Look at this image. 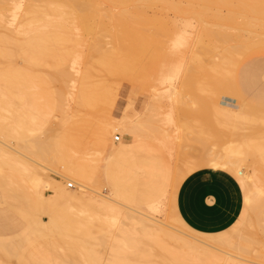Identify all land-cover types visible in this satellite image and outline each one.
I'll return each mask as SVG.
<instances>
[{"label":"rangeland","instance_id":"rangeland-1","mask_svg":"<svg viewBox=\"0 0 264 264\" xmlns=\"http://www.w3.org/2000/svg\"><path fill=\"white\" fill-rule=\"evenodd\" d=\"M105 1H103V3H104L103 7L104 8H105V6H107L108 8L112 9L111 7H113V5H115L114 2L116 3L117 1L120 2L119 4H121V3L124 4L123 8H125V6L128 5V7L126 6L127 8H125L126 9L125 10L122 8L121 5H120L121 7L119 6L120 7L119 8L118 7L119 4L116 3V6H117L116 9L117 10L113 7L115 13L113 12V9H112V13H111L114 15L116 14L117 18H120V20L122 18V20L124 19L123 20L124 22L126 20L127 21L125 23L123 21H121L120 23H114L115 18H116L115 17L114 21L111 20V21H113L112 24L114 23V24H119V25H114V24L112 25L109 23L110 17H108V19L106 17V20H109V22L105 21L106 23L102 27H99V26L97 27V25H95V28H94V25L91 24V25H93L92 28H94V30L91 29V26L89 24L88 27H90V29L88 31V29H87L88 27L85 28V26L87 24H85V26L82 27V24H84L85 22L83 20H80L81 18L77 17L78 15H74L72 17V19L75 20V18H76L77 20L76 21L73 20V23H71V24H69V26L67 25V27H65L66 29L65 28L62 29L63 33H66V35L69 34L68 39L73 40L72 44L70 43L71 40L69 41L66 39L65 42H63L64 45H62V43H59L60 46H59V44L57 46V48H59V49L56 48V50H59L60 51L59 53H61L65 58L67 57L66 59L64 58V62H67V63L61 62V64L64 63L66 65H64V64L60 65L61 68L65 67V69H62V70L65 71L64 73L66 75H64V76H66V77L65 78L58 77L59 76V74H57L58 70L61 69V68H59V63H58V62H60V60L56 61L55 67H57V68L53 67L56 70L58 69L57 73H55L56 75L52 74L53 72H56V70H54L52 68L51 69L50 68H48V69L44 68V71L42 70L43 72L42 73L40 72L38 77H36V76L35 77L33 76L34 78L30 77V79L33 80V82L35 84H36V82L40 83V84L38 83V85L36 84V86H39L41 88V92L44 93V96H46L50 99L55 98V99H53V103L59 102V103H56V106L54 104V109H53L54 112L53 113H51L50 115L48 114L47 116H45V115L43 116L42 114H44V113L43 112L41 113V111H38L41 109H39V108L34 109V108H37L39 106V103H35V105H34L31 101V100H33L32 97L34 95H32L31 93H30L31 94L30 95L29 93L23 94V92H19V91H15V90L14 91L9 90L0 81V124H3L5 129H6L5 134H4V136L6 138L5 142L7 141L10 146L19 150L20 149L19 147H24L25 145L27 146V144H29L28 142L29 141L31 142L30 139H35V136H37V135H35L34 138L33 137L31 138V136L34 135V134L33 135L31 134V136H29L30 137L29 139L28 138L24 139L21 136H19V137L17 136L16 132L18 130L20 113L23 111L26 114L30 115L31 118L38 116V117H41L40 119L43 121H45V119H43L42 117H44L46 119H47V117H49L48 118V120H49L48 125L52 126L51 127L52 128V134L56 133L54 130H58V129H59V131H58L59 134L65 135L70 130H73V132H74V130L76 131L77 129L81 128V132H83V133L80 134L81 135L80 137H82L80 139V141L85 143V146H87L89 144L90 145L92 144V146H87L86 147L87 149L85 147H83L84 149H86V151L84 149L79 150V149L73 148V151H71V154L74 153L73 154L74 156L75 155L76 156H82V153L84 152L83 156H86L85 154L87 153V150L90 149L87 153L88 154L87 156L89 157V158L87 157V160H90L91 162L88 161L90 164L88 162H86V163H88V165L90 167L93 164H94V166L96 165L97 169L93 166L91 167V169L94 168L95 170L99 169L101 171H97L99 173L96 174L95 173L96 171H94V169L91 171L89 170L90 176L92 175L93 177H90L91 182L89 181L88 183H90V184L92 183V184H91V186H89V184H88V186L91 187L90 188L91 190L93 189L92 190L93 194L96 193V194H100L103 196H110L111 186H110V184H108L109 182H107L106 176L104 175V172L101 169V166L103 165V161H102L103 159L102 158L105 155L107 157V154L110 153L109 149L111 148L110 147L111 145L119 148L121 143L124 141V136L122 133H119V132H114V134L111 135V133L109 131H107L106 129L107 128H108V130L110 129L109 128L110 123H115L114 119L117 120L118 118H120L122 116H127V117L129 116L131 119H143L144 118L146 121V122L143 121V122H145L144 123L145 127L146 128L149 127L151 131L146 129L143 126L141 128V132L138 133L136 136V139L134 142V146H135L134 152L126 155V157L128 159H129V157L132 160L134 159V161H133L134 167L132 169V173L129 174L128 179H132L131 187H132L133 197H134L135 202L134 201H126V200L122 201V200H120V201H118V205L125 203V204H122L125 207H124V209H123V207H120V206L119 207L122 208L124 211H126V210L129 211L128 209H130V210L132 209L133 210L132 213L138 211L137 213H133L135 215L140 213V212L145 213L146 215H153L154 214L151 217H153V218L155 217L159 220V222H162L164 224L163 227L167 231L175 232V228H173V227H177V229H176L177 232H175V233H179V235L184 234L183 238H185L187 236L189 238V240L190 239H191V241L194 240L198 244H199L198 241H200V244L203 243V246H204V243H205V245L207 244L209 247L211 246L210 244H212L213 246H211L210 248H214L216 245L218 247V249L215 250L217 248V247H215L214 249H212L214 251H218V252L219 251L220 252L225 251V252H230V253H236L238 249L235 251V248L237 246H239L238 244H241L242 247L241 246L240 247L243 248L244 250L246 247L251 249V247H248V246L245 247L244 244H246V241L242 240V239H240V241L241 240L243 242L245 241L244 244H243V242H240L239 240L236 241V238L232 239V243L237 242L236 244H233V246H236V245L237 246L234 248V250H232L229 248V246L232 247V244L231 245H225V244L220 243V245H219L218 241H217L218 243H216L215 239H217L218 237L216 238L214 234L213 235L215 238L212 237L211 234L210 235L204 234V236H209V238L207 239L204 236L202 237L201 236L202 234H200L197 231H194L191 228L187 227L189 229V231H188V229H185L186 226L184 225V221L180 217V215L178 214V211H177V195H178L179 188H180L181 184L183 183V181L189 175L195 173L196 171H198L200 169H204V168L213 169L212 168L213 164L216 163L217 164V168H216L217 170L226 171L224 169L226 166L225 165L223 166V164H222L224 162V159L222 160L221 157L225 156L224 154L227 152L231 154V152L235 151L238 147L239 148L243 147V146H237V148H234V147H236V143L239 145H241V143H238L239 141L233 140L234 138L231 134L232 132H237L238 134L242 133L243 135L248 134L247 137L250 136L249 138L257 139V141L261 138L260 135H261V131L263 132V128H262L263 124L260 125L259 124L260 122H258V123H256V122H254V123H239V124H243V126H244V127L243 126L240 127L241 133H239L238 132L239 130L237 128L238 126H233L234 128L232 126H230V128H229L228 125L225 126V125L221 124L220 122H218L219 120H218V118H216L217 116L211 107V103H212V101H215L217 103L227 102L228 99L225 100V98L228 97V98L233 99V101L231 102L233 105H236V106L242 105V103L237 100V96L235 94H233V95H235V96H233L232 94L219 93V92H217L218 91L217 88H215V87H217V82H214V81H217L216 71H217V68H220L221 61H222V58L224 56L223 55L224 49H223V46H221V44L219 42H217L218 41L217 35H218L219 30H222V31L231 30V29H229V26H230V24H233L234 22L232 23V21H231L228 25L227 24L228 20H226L227 17H232L233 19L235 18L236 21H243L245 19L246 20L250 19L251 24L253 26H257L256 23H259L261 20V19L259 20V18L260 17L264 18V13H263L264 11L260 10L262 7H260V8L258 7V5L260 6V4H258L256 0H251V1L246 0L245 1L246 4L242 0H240V1L239 0H231L230 2H229V0L228 1L227 0H212V2L214 1L215 4L209 2V0H202V1L200 0V2H202V3H199V1L197 3L196 0H192L194 2H192L190 0L189 1L188 0H184V1L178 0V2H177V0H173V1L171 0V2H173V3H170V0H169V2H168V0H167V2L165 0H161V1H163V3L160 0H153V1L142 0L144 2L148 1L149 4L144 3L141 0H131V1L122 0L125 3L121 2L120 0H116V1L112 0V2H110L112 5L108 4L109 3L108 1H110V0H107V3H105ZM139 1L141 3H139ZM187 1H188V3H187ZM237 1L240 3H238ZM134 2L135 3L137 2V3L134 4ZM189 2L191 4H189ZM227 2H228V5H226ZM252 2H253V4H252ZM129 3H130V6H129ZM167 3L172 4L173 6L176 3L177 4L173 7L174 8L173 9L171 7L172 5L169 6V4H167ZM192 3L195 4V6ZM196 3H197V5H201L203 8H200L201 6H196ZM208 3H210V5H208ZM234 3H235V5H234ZM143 4H144V6L147 5L149 8L144 7ZM179 4L182 5L181 7H183V8L179 7V9L181 8V10L178 9ZM231 4H232V6H231ZM189 5H190V7H189ZM246 5L248 6L247 7L248 12L245 11ZM132 6L133 7L134 6L135 7L143 6L141 8L144 9L145 11H143L140 8L141 11L138 13L137 10L139 9V7H138V9H136V8L132 9ZM153 6L154 7L160 6V8L156 7L155 8L156 10H153L154 9ZM192 6L196 7V9L193 8ZM205 6H207V7H205ZM107 7L105 9L106 12L111 11ZM197 7H199V8H197ZM227 7H228V10H229V7L234 8V10L230 9L228 11ZM235 7H236V9H235ZM204 8L207 9L206 12H204L205 10L203 11ZM211 8L212 9L215 8V10L212 11ZM252 8H253V10H252ZM107 10H109V11H107ZM123 10H125L127 13H125ZM131 10L134 11L133 12L134 14H132ZM257 10H260L263 15H259L258 14L259 11H257ZM117 11H119V14ZM120 11H123V13H124V15L122 14L123 17L121 16ZM230 11H234V13H232ZM136 12H137V14H136ZM142 12H144V13H142ZM129 13H131L133 15L132 17H135V18L134 19L132 17L129 18ZM235 13H237V14H235ZM255 13H256V15H255ZM108 14H110V12ZM111 14H110V16H111ZM126 14H128V16H125ZM131 14H130V16H131ZM218 14H219V16H218ZM118 16H121V17H118ZM128 18H129V20H128ZM136 18H138V19H136ZM254 18H258V22L256 20H254ZM78 19L80 20V22ZM81 21H83V22L81 23ZM129 21L130 22L134 21V22L131 23L132 24L131 25V24H129L130 23ZM135 21L137 24L135 23ZM121 23H122V26L120 28ZM261 23H264V22L261 21ZM109 24L112 25V27ZM134 24H136V25H134ZM106 25L110 26L111 28L106 26ZM123 25L127 26L126 28H128V29L126 30L124 28L125 26L123 27ZM113 26H116V28H118L117 26H119V30L122 28H123V30L119 31L118 29L114 28ZM83 28H85L86 30H84ZM97 28L102 30L101 34L98 32L100 30ZM104 28H108L109 31H107L108 29L103 30ZM96 29H97V31H96ZM115 29H116V32H115L116 34L114 33ZM110 31H113L112 36L117 35V38L112 37L111 35H108V34H110ZM118 31L121 34L120 36L117 33ZM199 31H201L200 35H199ZM124 33H126V34H124ZM123 34H124V36L127 35L128 37L127 36L124 37ZM184 35L186 36V38ZM182 36H183V38H182ZM199 36H200V38H199ZM187 37H188V39H187ZM113 38H115V39H113ZM117 39H120L119 42L121 44L119 42H117L120 46L123 45L124 47H126V48L121 47L122 50L126 49V51L123 50V52L125 51L124 53H121L122 52L121 51L120 54H118L119 53L118 50H120L119 47H117L118 53L115 51L117 49V48H115V46H117V43H116ZM179 39H181V40H179ZM186 39H187V42H186ZM212 39H214V42ZM175 41H176V43H175ZM181 41H183V42H181ZM195 41H196V43H195ZM203 42H204V44H203ZM207 43H208V46H206ZM129 44L131 46H128ZM195 45H196V47H195ZM218 45H220V46H218ZM188 46H190V47H188ZM61 48H62V50L66 49V51L63 50L64 51L63 52L61 50ZM112 48H113V52H112ZM96 50H99V51L101 50V54L98 52L100 57L95 52ZM102 50L105 52L104 56H109L110 52H111V54L114 55V57L116 56V58H114L113 55H110L109 57L112 56V58L110 59L108 57L110 59V61H107V62L113 61V58L117 59L118 55H120V58L117 59V61H116L117 63L114 60L116 66L120 63L118 60H120L121 57L123 56V54H125V56H123L121 59V62H123V63L120 64L121 66L120 65H119V67L117 66V68H119V69L116 68L117 69L116 71H118L119 76H118V74L115 76L116 73H114V72H112L114 74L110 73V71H107L105 73L103 72V70H102L103 65L107 64V62L104 63L106 61L105 58L106 59H108V58L104 57L102 55L103 54ZM107 50H110V52L108 51L109 55L107 53ZM220 50H222V51H220ZM70 51H74V52L70 53ZM127 51H128V54H127ZM132 51H134V52H132ZM67 52L70 54L74 53V55L76 56L75 59L81 60V64H79L80 69H81L79 72L80 74L79 73L76 74L77 72L75 73L74 72L75 70L73 68H72L73 72H72V70L71 71L69 70L70 68H67V66L69 64H72L71 62L75 63L74 61H76V60H74L75 56L74 57H72V56L68 57L69 54ZM115 52L117 55L114 54ZM130 53H132V54H130ZM67 54H68V56H67ZM93 54H95V55L97 54V55L93 56ZM214 54H215V58H217L218 56H219V58L214 59ZM86 55L88 57H85ZM249 55L250 56H246L245 58L241 59L239 65H237V66H230L229 65L231 68V69L229 68V72L236 75V77H237V80L235 82H233L236 90L239 91V93L245 97L246 101H248L250 103H252V102L254 103V101L259 100L260 99L259 97L264 94V51L262 50V51L252 52ZM89 57L90 58H92V57L98 58L99 57L101 59L98 58V60L96 61V59L91 60ZM102 57H104V58H102ZM196 57H197V59H196ZM69 59L72 61H70ZM84 59H87V62H85ZM90 60L95 61L97 66H95L96 64L93 65L94 63L91 62ZM102 60H104V62H103L102 68H101L102 62H100V61H102ZM125 61H127V62H125ZM19 62H20L21 66L24 65V62H22V60H19ZM83 62L86 63L87 65L89 64L90 68L88 69V71L93 66L96 69H94V68H92V69L94 71L97 70V72L95 71L93 74H91V73L89 74V72L86 69L85 71L88 72L89 75L86 72H85L86 75H84V74L82 75L81 72L84 73L83 70L85 69L84 67H81L82 65L85 66L83 64ZM89 62H91L92 65ZM98 63L100 64L99 66L101 69L99 68ZM87 65L85 66L86 68H87ZM110 65L111 64H107V65H104V67L106 68V66H110ZM112 65H114V63ZM112 65L110 67H113ZM249 65L254 66L257 69V74H256L257 77L254 79H252L251 77H249L247 79H243L244 78L243 77V70L246 66H249ZM181 66H182V73L179 74ZM188 66H189V68H188ZM69 67H71V66L69 65ZM66 68H67V70H66ZM105 68H104V70H105ZM99 69H100V72L98 71ZM230 70H232V71H230ZM67 71H68V73H66ZM225 71H227V66L225 68ZM59 72H61V70ZM70 73H72V74H70ZM73 73H75L79 77L78 78L74 77ZM106 73H110V76H109V74L107 76ZM227 73H228V71H227ZM61 74L63 76V73H61ZM81 75H82V77H80ZM113 75H114V77H113ZM67 76H71V77H67ZM71 81H74V83H72ZM200 82H202V83H200ZM75 84H76V86H75ZM171 86H173V87H171ZM171 88H173V90H171ZM168 89L171 90L167 94V96L169 98L167 96L164 97L165 100H162L163 102L161 101V103H157L158 104L157 105L156 100H154L155 98L154 97L152 98V96H154L156 94L157 90L166 92ZM80 90L81 91L83 90V92H85L84 93L85 95H81L82 93ZM79 91L81 93V94H79V95H81L80 97H79V95L77 96V94H76V93H79ZM173 93H174V96H173ZM239 93H237V94H239ZM103 94L106 96H104ZM169 94H171L172 97ZM177 94H179V95H177ZM86 95H89V96L86 97ZM39 96H40V93H38V95H37V97H38L37 99H40V102L43 101L42 99H44V100L46 99L43 96H42L43 98L42 97L40 98ZM83 96H85V97H83ZM100 96L102 98H104V97H106V98H104V100H103V99H101ZM30 97H31V100H29ZM77 97H79L81 99L80 100L78 98L80 100V102L78 101ZM98 97L100 100L97 99ZM58 98H59V100H58ZM55 100H57V101H55ZM84 100H85V103L89 102L90 104L88 105V103H87L85 105ZM88 100H90V101H88ZM105 100H108V101H105ZM29 101H30V103H29ZM91 101H93V102L91 103ZM94 102L96 103V105L94 104ZM107 102H109L110 105H107L106 104ZM152 102H154L155 105L158 106V107L157 106L156 107L159 110L156 109L155 105L152 104ZM31 104L34 107H32ZM57 104H59V105H57ZM92 104H94L95 108L92 107L93 106ZM97 104H98V106H97ZM112 104H114V105L112 106ZM161 104H162V106H161ZM153 105H154V107H153ZM62 106H63V108H62ZM100 106L102 107V109L106 107L105 109L108 108V110L103 111V110H101V108H99ZM111 106H112V108H111ZM58 107H59V109L62 108V110H59V109L57 110ZM151 107H153V108L151 109ZM202 107L206 108V109H202ZM257 107H258V109L262 110V108L260 106H257ZM78 108H80V109H78ZM97 108L100 109L101 111L98 110ZM208 109H210V110H208ZM42 111H43V109H42ZM99 111L101 112V115L98 116ZM149 111H152V112L154 111V112L152 113ZM31 112L34 114L36 113V114L33 116V115H31L32 114ZM37 112L38 113L40 112L41 114L39 113V115H37L38 114ZM64 112H66V114H65L66 116H68L70 113H72V114L75 113V115L77 117H75V115L72 116V114H71V117L66 118L69 121H67L65 119L67 122L65 123V125L63 124V126H62V122H65L63 120L64 118L62 117L64 115ZM106 112H110V113H107V115L111 114V116H109V117L110 118L113 117V118L110 119L107 115L105 116ZM206 112H209V113H206ZM151 113H152V115H151ZM167 113H170L172 115V117L170 115L168 118L171 121V122L169 121L170 123L168 122V119L166 118ZM213 113H214V115H213ZM156 114L158 117L156 116ZM158 114H160V115H158ZM259 114H260V112H258V115ZM148 116H153L154 118L148 117ZM71 118H74V119L70 120ZM172 118H173V121H172ZM40 119L37 117L34 120L32 119V121H34L33 122L34 124L32 127L34 130H37V128L39 129V127H38V126H40L39 122L42 123V121ZM152 119H153V122H152ZM103 120L105 122H107L109 120V122H107V124H104ZM216 120H218V121H216ZM203 121H205V122H203ZM35 123H37V124H35ZM146 124L148 126H146ZM256 124H258V126H256ZM34 125H36V126H34ZM104 125H107L108 127L107 126L104 127ZM248 125L250 127L245 128V126H248ZM251 125H252V127H251ZM259 126H261V128ZM61 127H62V129H61ZM257 127H258V129L259 128L260 129L258 130ZM60 129H61V131H60ZM156 129H158V130H156ZM256 129H257V131H256ZM34 130H33V133H36ZM162 130L163 131L165 130V132H163ZM42 131H41V129H40V131H38V135H41L40 138H43V139H44V137L47 138L48 136L45 135L44 131L42 133ZM249 131H250V133L251 132L252 133L250 134ZM58 132H57V134H58ZM220 132L222 134H220ZM159 133H161V134H159ZM57 134H55V136ZM213 134H215V135H213ZM114 135H116L117 137L120 136L119 142H116L114 140ZM217 135L218 136L220 135L221 137L220 136L218 137ZM222 135H224V137ZM216 136H217V138H215ZM36 138H38V137H36ZM45 140L47 141L48 139H44L43 141H45ZM229 141H231V142H229ZM31 144H32V142H31ZM102 144H103V146H102ZM232 146H233V148H232ZM21 150H19V151H21ZM78 151L81 153H79ZM91 152H93V153H91ZM89 154H91V155H89ZM203 155H205L204 156L205 158L203 157ZM91 156H93V157H91ZM94 156H95V158H94ZM219 156H221V157H219ZM214 158H216V160ZM199 159H200V161H199ZM212 159H214L216 162ZM95 160H97V161L101 160V162L99 163V162H96ZM205 160L207 162V165L209 164L210 166L205 165L202 167V164L205 163ZM196 162L198 165H195ZM211 162H213V163H211ZM218 162L220 165L222 164V166H220L218 164ZM48 163H50L51 165ZM135 163H136V165H135ZM100 164H102V165H100ZM41 165H45L44 167L48 168L47 174L51 178H53L57 181H60L65 188L67 187L66 186L67 182H73L74 183L73 180L65 179L60 175V173H62V171H63L62 170L63 165L61 163H59L57 161H50V162H47V163H44ZM90 167H89V169H90ZM253 168H255L256 175L258 176V178L261 180V182L264 185V166L262 164H260L259 162L257 163L256 160L250 159L249 161L245 162V164H243L242 171L246 175L250 172L253 173L252 172ZM20 169H22V167L17 168V166L16 167L14 166V168H13L12 166H10V167L9 166L8 167L7 166H0V177L2 178L3 181H4V179L7 180V181H4L5 183L7 182L6 183L7 187H9V188L11 187L10 191L7 190L9 188H7L6 185H5L6 189L4 188V186L1 188L3 181L0 178V180L2 181V182L0 181V184H1L0 190L3 188L5 189V190L0 191V201H1L0 202V211L4 212V216L1 220L4 223L13 225L15 227L11 231L0 232V236L2 235L4 237H13L15 235L22 233L24 231V229L27 228V225H28L27 219H26V217H23V214L21 215L19 213L20 211L33 213V214L37 213L39 215V218L42 221H44L45 223L50 221V215H48L47 212L42 213V211H45L47 209L42 210V211L39 210V206H38V202H37V192H36L37 188H36L35 184L33 182L29 181L27 175L24 174L25 172L23 171V169H22V171L24 173ZM185 171H186V173H185ZM226 172L231 173L229 171H226ZM231 174L234 175L233 173H231ZM234 176L237 179L239 178L237 175H234ZM8 180H10L9 181L10 183L8 182ZM238 181H239V179H238ZM11 182H13V183H11ZM74 184L77 187L76 190H78L79 189L78 185L76 183H74ZM43 185H45V184H43ZM52 188H53V186H51V185L49 187L43 188L44 193L47 196H49ZM15 189L19 191L20 196L18 195V192L16 195V192H14ZM6 190H7V192H5ZM242 190H243V188H242ZM2 191L5 192V195L3 192L4 196H6L8 194V191H9L11 195L13 194L14 196H16V198H19L20 200L21 199L24 200V203H25L24 207H26V208L25 209L23 208L24 210L21 209L23 207V204H22V202H20V204L22 205L20 208H18V209H20V211L18 209H16L17 210L16 211L14 208L15 207L17 208L18 205L20 206L19 202L16 203L17 201L15 202L14 199L11 200L12 198H10V196H11L10 194L8 195L9 198L7 196L4 197L2 195ZM243 193H244V198H245V191L244 190H243ZM22 195H24V196H22ZM3 197L6 200H8V203H9V199H10V201L15 202L14 204L11 203V205H13V206L15 204H18V205L15 207H13V206L11 207V206H8V205H10V203L4 204L2 202V199H4ZM160 200H163V202H164V205H165V207L163 208L164 211L162 209L158 213L152 212V210H150V208H149V205L152 202L160 201ZM120 202H122V203H120ZM27 207H28V209H27ZM58 208H59V206H58ZM125 208H126V210H125ZM134 208H136V209H134ZM26 209L29 211H27ZM77 209H79L78 212L81 214L80 208L77 207ZM135 210H137V211H135ZM139 210H140V212H139ZM76 211L77 210H75L74 212H76ZM74 212H73V214H71V216H69V218L73 217L72 215H74V214H75L74 217H76V214L78 212L77 213H74ZM174 213H176V214H174ZM247 213L248 214L244 215V213L242 211V214L244 217L241 214L242 217H240L239 220L237 221L240 223V225H242L241 222H243V221H240V219L243 220V218H244V220H245V218H247L246 220H249V223L247 221V223H248L247 226H249L251 223H253V221H254L253 219L255 218L254 212L249 208L247 210ZM80 214H77V217H76L79 222L81 221L80 217H79ZM176 215H178V216H176ZM87 216L90 217L89 214H87L85 216L82 215L81 217L82 218L86 217L85 219L88 220L89 218H87ZM138 216L141 217L140 214ZM174 216L176 217V219H178L177 220L178 223H177V221L175 223L174 220L171 218ZM101 217H102V221L99 219L100 218V216H99L97 218L98 219L97 223L100 222L99 224L102 226L103 218L105 221L106 217L103 214L101 215ZM249 217H251V218H249ZM256 218L258 219L257 215H256ZM73 219L71 221L72 223L75 221V219L74 220ZM77 219L75 222L79 223V222H77ZM85 219H82V220L84 221ZM171 219H172V221H171ZM251 219H252V221H251ZM257 219H256V221H258ZM261 219L262 218H260V220ZM166 220L169 223V225L167 224ZM181 220H182V222H181ZM68 221H69V219H68ZM96 221H94V226L96 225L95 226L96 227L95 232H93L94 229L91 232L93 234L95 233L96 236H98L97 233H99V231H100V233H102V232L97 227L100 225L97 224ZM179 222H181V224L184 225L185 227H183ZM237 222L235 223L236 225H233L234 228L233 227L230 228L231 232H233V233H236L235 230H238V228L242 229V228H240L241 226L239 225V223L237 224ZM84 224H86L85 221H84ZM79 225H80V223H79ZM89 225H91L92 228H95L93 226V222L90 223ZM171 225H172V227H170ZM237 225L239 227H237ZM247 226L243 224L242 227H245L247 229L248 228ZM72 227H74V226H72ZM100 228H102V227H100ZM179 228L182 230H180ZM230 229L226 230L227 235H229ZM232 229H233V231H232ZM252 229H251V227H250V230L248 228V230L246 231L247 233L243 231L244 228L242 230L244 233L247 234L245 236L244 233H242L245 236L247 243L249 242L248 243L249 246H250V243L255 242L256 239L254 238L255 236H253L252 237V238H254V239H252L253 241L251 240V238L248 241V239L246 238L248 236V233H253L254 235L256 234L257 235L256 238H258V240L260 238H262L260 241L263 244L264 238L262 237V235H263L262 230L259 227L255 228L254 230H252ZM113 230H115V229H113ZM183 230H185L184 232H186L187 234H185L184 232L181 233V231H183ZM195 232H196V234H194ZM113 233H114V231H113ZM223 233H221L222 237L226 236L225 235L226 233L224 231H223ZM188 234H190V235H188ZM114 235L115 234H113L111 236L115 237L116 235L115 236ZM216 235H220V234L216 233ZM96 236H93V238ZM102 236H103V233L100 234L98 236V238L101 239ZM112 237L110 238V234H108V239L110 238V240H108V239L107 240L109 243L114 242V240L111 241V239H113ZM192 237H196V238H192ZM198 239H200V240H198ZM202 239L204 240V242L201 241ZM91 240H92V238H91ZM238 241H239V243H238ZM256 243H255V245H256ZM172 244L174 245L175 243H171V246H173ZM253 244L254 243H251L252 246H254ZM258 244H259V242H258ZM258 244H257V246L252 247L249 256L248 255L244 256V254L240 255L238 252L236 253V255L237 256L240 255V259L244 258L247 261H255V262L262 264L263 262L258 260L255 257L256 253H257L256 251H261V250H259V248H261V246H258ZM207 245H206V247H207ZM37 246L42 247V249H45V251H46V249H47V251L50 249H53L54 252H50V256H51L52 260L54 261V263L62 264L64 262V260L70 259L73 262H76L79 264H89L83 250L75 244L74 239L72 237H67L64 235H54V236H50V237L40 238L39 240L34 242L28 248V250L25 252V254L22 258L21 263H19V260L15 259V257H11V258H9V260H7L8 259L7 257L2 256L1 258H3V257L4 258L3 259L0 258V260L2 261V262L0 261V264H9V263H11V264H27V262L33 256V254L36 253L35 248ZM175 246H173L171 248L174 250H179L178 246L177 247H175ZM220 246H222V249L220 248ZM263 247H264V244H263ZM255 248H257V249H255ZM97 249H100V250L102 249L101 250L102 252L100 250H97V251L100 252L102 256L105 253L104 258H106V256H107L106 250L107 249L104 248L105 252H104V249L101 247L97 248ZM243 249H241V251ZM254 249H255V251H254ZM261 249H262V251H264V248H261ZM227 250H229V251H227ZM37 254L38 253H36V255ZM107 258H108V256H107ZM6 262H8V263H6Z\"/></svg>","mask_w":264,"mask_h":264},{"label":"bare ground","instance_id":"bare-ground-1","mask_svg":"<svg viewBox=\"0 0 264 264\" xmlns=\"http://www.w3.org/2000/svg\"><path fill=\"white\" fill-rule=\"evenodd\" d=\"M103 1H105V0H0V81L2 82V84L4 86H6L9 90H13V91L15 90V91L23 92V94H27V93L30 94L31 93L32 95H34L33 96L34 98L32 97L33 100H31V97L29 100H31L34 105H35V103H39V106L41 105L40 107L38 106L37 108H34V109H38V108L41 109L38 111H41V113L43 112L44 113V114H42L43 116L44 115L47 116L48 114L50 115L51 113H53L54 112V110H53L54 104L56 106V103H59V102H55V101H57V100H55L54 101L55 103H53V99H55V98L50 99V98L44 96V93L41 92V88L39 86H36V84L38 85L39 82L37 83L35 81L36 82V84H35L33 82V80L30 79V77H33V76L38 77L40 72L42 73L44 71V68H47V69L52 68V69L56 70L55 68H57V67H55V65H56V61H58V60H60V62H58L59 68H61L60 65L67 63V62H64L65 57L61 53H59L60 51L56 50V48H57L59 43H62V45H64L63 42H65L66 39L69 40L68 39L69 34L66 35V33H63L62 29L67 27V25L69 26V24L73 23L74 19H72V17L74 15H78L77 17H80L81 18L80 20H83L85 22L84 24H82V27L85 26V24H87L85 26V28H86L90 24L92 30H94L95 25H97V27L98 26L102 27L106 23L105 21L109 22V20H106V17H107V19H108V17H110V22H109L110 24H112L115 17L116 18H115L114 23H120L121 21L124 20V19L122 20V18H121V20H120V18H117L116 14L115 15L111 14L113 7L116 9L117 8L116 3L119 4L120 2H118V1L116 3L114 2L115 5H113V7H111L112 9H110L107 6H105V8L103 7V5H104ZM120 1L123 2L122 0H120ZM129 1H131V0H129ZM148 1L147 2L142 1V2L149 4ZM151 1H153V0H151ZM165 1L167 2V0H165ZM188 1H187V3H188ZM190 1H192V0H190ZM196 1H197V3H198V1H199V3H202V2H200V0H196ZM230 1L231 0H229V2ZM242 1L245 3L246 0H242ZM256 1L258 4H260V6L258 5V7L259 8L262 7L260 10L264 11V0H256ZM108 2H109L108 4H111L110 2H112V0H110ZM161 2L163 3V1H161ZM168 2H169V0H168ZM177 2H178V0H177ZM192 2H194V1H192ZM209 2L214 3V1L212 2V0L211 1L209 0ZM105 3H107V0L105 1ZM123 3H125V2H123ZM136 3L134 2V4H136ZM139 3H141V2L139 1ZM170 3H173V2H171V0H170ZM197 3H196V6H201V5H197ZM238 3H240V2H238ZM167 4H169V3H167ZM189 4H191V3L189 2ZM252 4H253V2H252ZM120 5L122 6V8L124 7V4H122V3L119 4L118 7ZM170 5H172V4H169V6ZM193 5L195 6V4H193ZM208 5H210V3H208ZM226 5H228V2L226 3ZM234 5H235V3H234ZM126 6L128 7V5H126ZM126 6H125V8H127ZM129 6H130V3H129ZM143 6H144V4H143ZM143 6H138L139 9H138V7L132 6V9L133 8L138 9L139 11L137 10V12L139 13L142 9L141 7H143ZM174 6L172 5L171 7L173 8ZM181 6L182 5L179 4L178 9ZM231 6H232V4H231ZM106 7L111 10V11L107 10L110 12L111 16H110V14H108L109 12H106V10H105ZM144 7L147 8L148 6L146 5ZM156 7H158V6H156ZM156 7H154L153 10H156L155 9ZM189 7H190V5H189ZM205 7H207V6H205ZM247 7L248 6L246 5L245 11L248 12ZM125 8H123V9H125ZM158 8H160V6ZM181 8H183V7H181ZM181 8L179 10H181ZM193 8L196 9V7H193ZM197 8H199V7H197ZM200 8H203V7L201 6ZM215 8L214 9L211 8L212 11H214ZM230 9L234 10V8H232V7H229V10ZM235 9H236V7H235ZM125 10H123V11L125 13H127ZM142 10L145 11L144 9H142ZM206 10H207L206 8L203 9L204 12H206ZM227 10H228V7H227ZM252 10H253V8H252ZM260 10H257V11H259L258 14L263 15ZM123 11H120V14L122 17L124 15ZM113 12H114V9H113ZM117 12L119 14V11H117ZM133 12L134 11H132V14H134ZM137 12H136V14H137ZM230 12L234 13V11H230ZM142 13H144V12H142ZM130 14L131 13H129V18L133 16L132 14L130 16ZM235 14H237V13H235ZM255 15H256V13H255ZM121 16H118V17H121ZM125 16H128V14H126ZM218 16H219V14H218ZM129 18H128V20H129ZM132 18L134 19L135 17H132ZM136 19H138V18H136ZM76 20L77 19L75 18L74 21H76ZM80 20H79V22H80ZM111 20H113V21H111ZM226 20H228L227 21L228 25L231 21H232V23L233 22L234 23L230 24V26H229V29H231L232 31L226 30L227 31L226 32V31L219 30V32H218V35H217L218 41L217 42H219L221 44V46H223V49H224L223 55L224 56H223V58L221 57L222 58L221 66H220V68H217V71H216L217 81H214V82H217V87H215L218 90V91L216 90L217 92L227 93V94H232V95L235 94L237 96L236 90L234 89V83H233L235 75L229 72V68H230V66H237L238 63L240 62V60L250 51H252L256 48H259V47H264V23H261V21L264 22V18H261V17L259 18L260 24L256 23L257 26H253L251 24L250 19L249 20L245 19L243 21H236L235 18L233 19L232 17H227ZM254 20H256L258 22V18H254ZM83 21H81V23ZM133 22L134 21L130 22L129 24H131ZM135 23H136V21H135ZM91 24L94 25V28H92L93 25H91ZM136 24H134V25H136ZM112 25H110V26L112 27ZM114 25H119V24H114ZM106 26H108V25H106ZM110 26H108V27H110ZM121 26H122V23L120 24V28H121ZM124 26L125 25H123V27ZM113 27L116 28V26H113ZM117 27L118 28H116V29L119 30V26H117ZM126 27L127 26H125L124 28L127 30L128 28H126ZM85 28H83V29L86 30ZM87 29L89 31L90 27H88ZM97 29H99V28H97ZM97 29H96V31H97ZM105 29H108V28H104L103 30H105ZM116 29L114 30V33L116 32ZM99 30L100 31H98V32L101 34L102 30L101 29H99ZM121 30H123V28L120 29L119 31H121ZM107 31H109V29ZM119 31L117 33L120 36L121 34ZM112 32L113 31H110V34H108V35L112 36L113 35ZM200 32L201 31H199V35H200ZM124 34H126V33H124ZM124 34H123V36H124ZM126 36H124V37H126ZM112 37L117 38V35H114ZM182 38H183V36H182ZM185 38H186V36H185ZM199 38H200V36H199ZM113 39H115V38H113ZM181 39H179V40H181ZM187 39H188V37H187ZM187 39H186V42H187ZM70 40H71L70 43L72 44L73 40L72 39H70ZM117 40H116V43L119 42L120 39H117ZM212 40L214 42V39H212ZM181 42H183V41H181ZM175 43H176V41H175ZM195 43H196V41H195ZM203 44H204V42H203ZM59 46H60V44H59ZM128 46H131V45L129 44ZM190 46H188V47H190ZM206 46H208V43ZM218 46H220V45H218ZM117 47H119L120 50H118ZM121 47H124V46L123 45L120 46L118 43H117V46H115V48H117L115 51L117 52V50H118V52H119V53L117 52L118 54H120L121 51H122L121 53H124L126 51V49H123V50H125L123 52ZM195 47H196V45H195ZM113 48H112V52H113ZM124 48H126V47H124ZM57 49H59V48H57ZM61 50H62V48H61ZM63 50L66 51V49H63ZM110 50H107L108 55H109ZM128 51H127V54H128ZM220 51H222V50H220ZM71 52H74V51H70V53ZM95 52L98 55H99V53L101 54V50L100 51L96 50ZM102 52H103L102 55L104 56L105 52L103 50H102ZM116 52L114 53L115 55H117ZM132 52H134V51H132ZM70 53H68L69 56L67 54L68 57H70V56L74 57L75 56L74 53L73 54H70ZM130 54H132V53H130ZM96 55L93 54V56H96ZM110 55H113V54H111V52H110ZM109 56H104V57L108 58ZM123 56H125V54H123ZM85 57H88V56L86 55ZM99 57H100V55H99ZM104 57H102V58H104ZM113 57H114V55H113ZM122 57H121V59H122ZM75 58H76V56L74 57V60H76ZM98 58L92 57L90 59L91 60L96 59V61H97ZM109 58L111 59L112 56ZM109 58L108 59L105 58V60H106L105 62H104V60L100 61V62H102L101 68H102L103 62L106 63L107 61H110ZM114 58H116V56ZM114 58H113V61L107 62V64L112 65L114 63V65L116 66L115 62L117 61V59L120 58V55H118L117 59H114ZM217 58H219V56ZM217 58H215V54H214V59H217ZM99 59H101V58H99ZM121 59L118 60L120 62L117 65L118 67L120 64L123 63V62H121ZM196 59H197V57H196ZM19 60H22V62H24L23 66L20 65ZM84 60H85V62H87V59H84ZM114 60H115V62H114ZM70 61H72V60H70ZM61 62H64V63L61 64ZM74 62L75 63L71 62L73 65L69 64L71 67H69V65H68L67 68H70L69 70L70 71L72 70V72L74 69L75 70L74 72L75 73L77 72L76 74H78L81 70L80 66H79V64H81V60L77 59ZM91 62L94 63L93 65L96 64L95 61H91ZM91 62H89V63H91ZM125 62H127V61H125ZM99 63H98V66L100 65ZM83 64L85 66L87 65L84 62H83ZM107 64H104V65H107ZM64 65H66V64H64ZM91 65H92V63H91ZM104 65H103V69H102L104 73L107 71H110V73H112V72L116 73L115 76L118 74V71H116V70L119 68H117V66L115 67L114 65H112L113 67H110L111 66L110 65V66H106V68H105ZM85 66H83V65L81 66V67L85 68L84 70L82 69L84 72V73L81 72L82 75L83 74L86 75V73L88 74V72H89V74L90 73L93 74L95 71L97 72V70L94 71L92 69V68L96 69L95 67L92 66L91 69L88 71V69L90 68L89 64L87 65V68ZM95 66H97V64ZM226 66H227L228 73H227V71H225ZM53 67H55V68H53ZM67 68H66V70H67ZM99 68H100V66H99ZM104 68H105V70H104ZM188 68H189V66H188ZM62 69H65V67L61 68L59 70L57 69L58 73L56 70V72H53L52 74L54 75L55 73H57V74H59V76L57 75L58 77L65 78L66 76H64V75H66V74L64 73L65 71ZM86 69L88 72L85 71ZM100 69L98 70L99 72H100ZM60 70H61V72H59ZM68 71L66 73H68ZM230 71H232V70H230ZM61 73H63V76ZM75 73H73L74 77L78 78L79 76L76 75ZM110 73H106L107 76H108V74L110 76ZM114 73H112V74H114ZM181 73H182V66H181L180 71H179V74H181ZM70 74H72V73H70ZM82 75L80 77H82ZM71 76H67V77H71ZM118 76H119V74H118ZM113 77H114V75H113ZM71 82L74 83V81H71ZM200 83H202V82H200ZM75 86H76V84H75ZM171 87H173V86H171ZM171 90H173V88H171ZM171 90L168 89L166 92L157 90L156 94L154 93L155 95L152 96L153 95L152 94L151 96H152V98L153 97L155 98L154 100H156V104L161 103L162 100H165L164 97H166L167 94L169 93V91H171ZM80 91H79V93H76L77 96L81 93H82L81 95H85L84 94L85 92H83V90L81 91V93H80ZM38 93H40L39 97L41 98L43 96L44 98H46L45 99L46 101L44 99H42L44 102L43 101L40 102V99H37ZM81 95H79V97ZM169 95H171V94H169ZM177 95H179V94H177ZM235 95H233V96H235ZM88 96L89 95H86V97H88ZM104 96H106V95H104ZM173 96H174V93H173ZM79 97H77V99ZM83 97H85V96H83ZM171 97H172V95H171ZM104 98H106V97H104ZM104 98L101 97V99H103V100H104ZM79 99H78V101L80 102L81 99L80 100ZM97 99H99V97ZM58 100H59V98H58ZM85 100H84V103H85ZM225 100H227V102L217 103L215 101H212V103H211V107L217 116L216 118H218V120H219V121L218 120H216V121L220 122L221 124H223L225 126L228 125L229 128H230V126H232V127L238 126L237 128L239 130L238 131L239 133H241L240 127L243 126V124H239V123H254V122L258 123V122H260L259 123L260 125L263 124L262 125L263 132L261 131V135H260L261 138L258 141H257V139L249 138L250 136L247 137L248 134L243 135L242 133L238 134L237 132H232L231 134L234 138V139L233 138L232 139L234 141L235 140L239 141L238 143H241V145L236 143V147H234V148H237V146H243V147H240V148L238 147L235 151L231 152V154L227 152L228 154L225 153L224 154L225 156H223V157L219 156V157H221L222 160L224 159V162L222 164H223V166L225 165L226 167L225 168L223 167V168L226 171H229V172H231L234 175H237L239 177L238 178L239 182H240L243 190L245 191L244 209H243L244 215L248 214L247 210L250 208L254 212L255 218H256V215L258 217V219L256 218L258 221H256V219L254 218L253 223L250 222L251 224L249 226L251 227V229L253 228L252 230L259 227L263 232L262 234L264 235V185L261 182V180L258 178V176L256 175L255 168L252 169L253 173L247 172L248 174H246V175L242 171L243 164H245V162L249 161L250 159H254V160H256L257 163L259 162L260 164H262L264 166V110L256 109V108L251 107L250 105H248L246 103H242V105H240V106L233 105L231 103L233 101V99L228 98V97H226ZM88 101H90V100H88ZM93 101H91V103ZM105 101H108V100H105ZM29 103H30V101H29ZM87 103H88V105L90 104L89 102H86L85 105ZM108 103L109 102H107L106 104L110 105V103L109 104ZM94 104L96 105L95 102H94ZM94 104H92L93 106L92 105L91 106L95 108ZM98 104H97V106H98ZM152 104L155 105L154 102H152ZM57 105H59V104H57ZM113 105L114 104H112V106ZM154 105H153V107H154ZM157 105H155V107ZM112 106H111V108H112ZM161 106H162V104H161ZM32 107H34V106L32 105ZM153 107H151V109ZM157 107H156V109L159 110ZM62 108H63V106H62ZM62 108L59 109V107H58L57 110L58 109L62 110ZM99 108H101V110H103V111L108 110V108L105 109L106 107L102 109V107L100 106ZM42 109H43V111H42ZM78 109H80V108H78ZM202 109H206V108L202 107ZM98 110H100V109H98ZM208 110H210V109H208ZM100 111H99L98 116L101 115ZM66 112H64V115L62 116L64 118V119L63 118L62 119L65 121V122H62V126H63V124L65 125V123L67 121H69L66 118L71 117V114H72V113H70L69 115L67 114L68 116H66L65 115ZM149 112H152V111H149ZM258 112H260L259 115H258ZM39 113L37 115H39ZM107 113H110V112H106L105 116L107 115ZM152 113H151V115H152ZM206 113H209V112H206ZM214 113H213V115H214ZM35 114L32 113L31 115L34 116ZM73 115H75V113H73L72 116ZM158 115H160V114H158ZM166 115H167L166 118L168 119L171 114L167 113ZM29 116L30 115L26 114L24 111L20 113L18 130L16 132L18 137L21 136L24 139L25 138L29 139L30 138L29 136H31V134L32 135L34 134L33 136H31V138L32 137L34 138V136L37 135V136H35V139H30L32 144L28 140L29 141L28 143L31 146L29 144H27V146L25 145L24 147H19L20 148L19 150L22 149L24 152L22 150H21L22 151L21 152L18 149L10 146L7 141L5 142L6 138H5L4 134H5L6 129H5L3 124H0V166H7V167L12 166L13 168H14V166L15 167L17 166V168L22 167V169L25 173L22 171V169H20V170L25 175H27L29 181L33 182L37 188L36 192H37V202H38L39 210L42 211V210L47 209L45 211H42V213L47 212L48 215H50V221L45 223L44 221H42L39 218V215L37 213L33 214V213L20 211V209H18L22 206L20 204V202H22V204H23V207L21 209L26 208V207H24L25 206L24 200H22V199L20 200L19 198H16V196H14L13 194H12L13 195L12 196L9 192L11 187L10 188L7 187V184H6L7 182L6 183L4 182L7 180H5L3 178L4 179V181H3L2 178L0 177L1 180L4 182L3 183L0 180L2 182V186L0 184L1 188L3 186L5 188V185L7 188H9V189H7L9 191H8V194L6 193L7 194L6 196L9 198L8 195L10 194L12 196V197L10 196V198H12L11 200L14 199L15 202L17 201L16 203L19 202V204H20V206L18 204H15L13 206V205H11V203L14 204L15 202L10 201V199H9L10 205H8V206L15 207L18 205L17 208L15 207L14 209L15 210L18 209L20 211V212L19 211L18 212L21 215L23 214V217H26L27 222H28L27 228H25L22 233L15 235L13 237H0V258L2 256H4V257L8 258L7 260H9V258L15 257V259H18L19 263H21L22 258L24 256L25 252L28 250V248L34 242L39 240L40 238L50 237V236H54V235H64L67 237H72L74 239L75 244L83 250L89 264H260V263L255 262V261H247L244 258L240 259L241 254H244V256H247V255L249 256L252 247L257 246L258 242L260 244V245L258 244V246H261V248H264L263 247L264 242L262 244L260 241L262 238L259 237L260 239L258 240V238H256L257 235L256 234L254 235L253 233H248L249 237L247 236L246 238L248 239V241L250 240V238H251V240L255 238L258 242L256 240H255V242H251V243H254L253 244L254 246H252L251 243L249 246V244H248L249 242L247 243V240L245 239V236L247 235L246 231L248 230V228L250 230V227L247 226L249 223V220H246L247 218H245V220H244V218H243V220L240 219V221H243V222H241L242 225H240V223L237 222V224L239 223V225L241 226L240 228H242V229H239V228H238V230L234 229L236 233L231 232V229H230L229 235H227L226 231H224L226 233L225 234L226 236H224V237H222V234H221L223 232L217 233V234H220L221 236L214 234L216 238L218 237L217 239H215L216 243L219 242L218 243L219 245H220V243L225 244V245H231L232 244L233 248L231 246H229V248L232 250H234V248L237 246V245L233 246V244H236L237 242L232 243V239L236 238V241L237 240L240 241V239L245 240L246 244H244L245 241L243 242L241 240L240 242H243L245 247L246 246L251 247V249L246 247L244 250L243 248H241L242 245L238 244L239 246H237L235 248V251L238 249L239 251L237 250V252L240 255L237 256L236 255L237 252L236 253H230V252H225V251L224 252L214 251L212 249L217 247L216 245L214 248H210L211 246H213L212 244H210L211 245L210 247L206 244L207 245V247H206V245L204 243V246H205L204 247L203 243L200 244V241H198L199 242V244H198L194 240H193L194 242L191 241V239L189 240V238L187 236L185 238H183L184 234H181L182 235L181 236V235H179V233H175V232H177V230H176L177 227H173V228H175V232L167 231L163 227L164 224L162 222H159V220L155 217L154 218L151 217L154 214L153 215H146L145 213H142L139 210L140 213L136 214L137 215L136 216L133 213H137L138 212L137 210H135L137 212L132 213V211H133L132 209L131 210L128 209L129 211H127L125 208L126 211H124L123 209L125 206H123L122 204H125V203L120 202L122 204L118 205V201H120V200H122V201H125V200L126 201H134L135 202L134 197H133L132 187H131L132 179H128V176H129V174L132 173V169L134 167V164H133L134 159L132 160L130 157L128 159L126 157V155L134 152V147H135L134 142H135L136 136L138 133L141 132V128L143 126L145 127L144 123L146 121L144 118L143 119H131L129 116L128 117L122 116V117L118 118L117 120L114 119L115 123H110L109 124L110 129L109 130H108V128L106 129L107 131H109L111 133V135L114 134V132L122 133L124 136V141L121 143L119 148L111 145L110 146L111 148L109 149L110 153L107 154V157H106V155L103 156V158L101 157L103 159L102 160L103 165L100 164V165H102L101 169L104 172V175L106 176L107 182H109L108 184H110V186H111V188L109 187L111 189L110 190L111 191L110 196H103V195L96 194V193L93 194L92 193L93 189L91 190L90 189L91 187H89V186H91L92 183L90 184L88 182L89 181L91 182L90 177H93L92 175L90 176L89 173L91 170L94 169V168L91 169V167L93 166L96 168V165L94 166V164L91 165V167L88 165V163H89L88 161H90V160H87V157H88L87 153L90 149L87 150V153L85 154L86 156H83L84 152L82 153V156H76V155L74 156L73 155L74 153L71 154V151H73V148L80 150V149H84L83 147L86 148L87 146H92V144L90 145L89 143H88L89 145L86 144L87 146H85V143L80 141V139L82 138V137H80L81 136L80 134L83 133V132H81V128L77 129L76 131L74 130V132H73V130H70L65 135H62V134H59V132H58L59 129L56 127L58 130H54L56 133L52 134V128H51L52 126L48 125V122H49L48 118L49 117H47V119L42 117L43 119H45V121H43L40 119L41 117L35 116L34 118H31V116L30 117ZM107 116L109 117V116H111V114H108ZM156 116H157V114H156ZM36 117L39 118L42 121V123H40L38 121L41 127L38 126L39 129L37 128V130H34L32 128L33 124H34L33 123L34 121H32V119L34 120V119H36ZM75 117H77V116L75 115ZM148 117L154 118L153 116H148ZM171 117H172V115H171ZM111 118H113V117H111ZM72 119H74V118H71L70 120H72ZM104 120H103L104 124H107V122H109V120L108 121L106 120L107 122H105ZM143 121H145V122H143ZM169 121L170 120L168 119V122ZM172 121H173V118H172ZM152 122H153V119H152ZM203 122H205V121H203ZM35 124H37V123H35ZM249 125L245 126V128L250 127ZM34 126H36V125H34ZM105 126H107V125H104V127ZM146 126H148V125L146 124ZM256 126H258V124H256ZM251 127H252V125H251ZM259 127L261 128V126H259ZM40 129H41V131L43 130L45 135L48 136L47 138L44 137V139H48L49 141L48 140L47 141L49 143L46 140H45L46 142L43 141L44 139L40 138L41 135H38V131H40ZM61 129H62V127H61ZM61 129H60V131H61ZM146 129L150 130L149 127ZM257 129H258V127H257ZM257 129H256V131H257ZM33 130L36 133H33ZM156 130H158V129H156ZM43 131H42V133H43ZM57 132H58V134H57ZM163 132H165V130ZM249 133H250V131H249ZM55 134H57V135L55 136ZM159 134H161V133H159ZM220 134H222V133L220 132ZM213 135H215V134H213ZM217 136L215 138H217ZM222 136L224 137V135H222ZM36 137H38V138H36ZM116 139H117V136L114 135V140H116ZM229 142H231V141H229ZM102 146H103V144H102ZM232 148H233V146H232ZM86 149H84V150L86 151ZM79 153H81V152H79ZM91 153H93V152H91ZM89 155H91V154H89ZM204 156L205 155H203V157ZM91 157H93V156H91ZM94 158H95V156H94ZM214 159L216 160V158H214ZM214 159H212V160H214ZM50 161H57V162L61 163L63 165L62 166L63 171H62V173H60V175L65 179L73 180L74 183H76L78 185L79 189L76 190L77 187L75 189H69L68 188V185L70 183H73V182H67V185H66L67 187L65 188L60 181H57V180L51 178L47 174L48 168L44 167L45 165H41V164H44V163H47ZM95 161L99 162V163L101 162V160L100 161L95 160ZM199 161H200V159H199ZM86 162H88V163H86ZM205 163L202 164V167L207 165L206 160H205ZM211 163H213V162H211ZM48 164H50V163H48ZM218 164H219V162H218ZM222 164L221 165L219 164V165L222 166ZM135 165H136V163H135ZM195 165H198L197 162ZM89 167H90V169H89ZM212 168L216 169L217 164L216 163L213 164ZM94 171H96L95 173L97 174V173H99L97 171H101V170H99V169L95 170L94 169ZM185 173H186V171H185ZM9 181L10 180H8V182ZM11 183H13V182H11ZM43 184H45V185H43ZM88 184H89V186H88ZM50 185L53 186V188L50 192V195L47 196L44 193L43 188L49 187ZM4 188L1 190L6 189V188L5 189ZM7 190L5 192H7ZM3 192L4 191H2V195H3ZM5 192H4V195H5ZM14 192H16V195L18 192V195L20 196V193L18 190L15 189ZM6 196H4V197H6ZM22 196H24V195H22ZM2 202L4 204H7L8 200H6L4 198V199H2ZM58 206H59V208H58ZM119 206L123 207V209L120 208ZM77 207L80 208L81 214L78 212L79 209H77ZM164 207H165V205H164L163 200L152 202L149 205L150 210H152V212H155V213L160 212ZM27 209H28V207H27ZM134 209H136V208H134ZM73 210L74 211L77 210V211L74 212ZM27 211H29V210H27ZM163 211H164V209H163ZM73 212L74 213L78 212L77 214H80L79 217H80V220L82 222L81 221L79 222L78 219L76 218L77 214H76V217H74V215H75L74 214V215H72L73 217L69 218V216H71V214H73ZM87 214L90 215V217L87 216V218H89L88 220L85 219L86 217H84V218L81 217L82 215L85 216ZM102 214L105 215L106 220L104 221V218H103V223L101 226L99 224L100 222L97 223L98 222L97 218L100 216L99 219L102 221V217H101ZM139 214L141 215V217L138 216ZM174 214H176V213H174ZM176 216H178V215H176ZM242 216H243V214H242ZM242 216H240V217H242ZM259 217L262 219L260 220ZM67 218L69 219V221ZM73 218L75 219V221L77 219V222H79L80 225H79V223H76L75 221L72 223L71 221ZM81 218L85 219L84 221L86 222V224H84V221ZM171 218L174 220L175 223L178 220V219H176L175 216L171 217ZM249 218H251V217H249ZM172 219H171V221H172ZM94 221H96V223L100 225L97 227L103 233V236L101 237V239L98 238V236L100 234H102V233H100V231H99V233L96 232L98 236H96L95 233H94L95 234L94 235L91 232V231H93V229H94L93 232H95V229H96V227H95L96 225L94 226ZM247 221H248V223H247ZM251 221H252V219H251ZM92 222H93V226L95 228H92V226L89 225ZM166 222H167V220H166ZM181 222H182V220H181ZM181 222H179V223L181 224ZM177 223H178V221H177ZM167 224L169 225L168 222H167ZM243 224L246 225L248 228L246 229L245 227H242ZM184 225L186 226L185 229L190 228L185 222H184ZM184 225H182V226L185 227ZM72 226H74V227H72ZM100 227H102V228H100ZM170 227H172V225ZM237 227H239V226L237 225ZM243 228H244V230H243ZM113 229H115V230H113ZM180 230H182V229H180ZM242 230L246 233H244ZM113 231H114V233H113ZM184 231L185 230L181 231V233ZM188 231H189V229H188ZM232 231H233V229H232ZM184 233L187 234L186 232H184ZM242 233H244L245 236ZM108 234H110V238L112 237L111 235H113V234L116 235V236L114 235L115 237H112L113 239H111V241L114 240V242H112V243L108 242V240H110V238L108 239ZM194 234H196V232ZM200 234H202L201 235L202 237L204 236V233H200ZM92 235L96 236V237H94L95 239L93 238ZM188 235H190V234H188ZM207 235H210V234H207ZM211 235H212V237H214L213 234H211ZM263 235H262V237L264 238ZM253 236H255V237L252 238ZM204 237H206L207 239L209 238V236H204ZM91 238H92V240H91ZM192 238H196V237H192ZM200 239H198V240H200ZM201 241L204 242L203 239ZM239 241H238V243H239ZM171 243H175L174 245L173 244L172 245L173 246L176 245L175 247L178 246L179 250L172 249L171 247H173V246H171ZM255 243H256V245H255ZM96 247L97 248L101 247L103 249L104 248L107 249L106 255L108 256V258H107V256H106V258H104L105 253L102 256L101 253L97 251L100 249H97ZM239 247L243 250L241 251V249ZM220 248L222 249V246H220ZM261 248H259V250H261V251H256L257 253H256L255 257L264 263V251H262ZM40 249H42V247L37 246L35 248V252L37 253ZM105 249H104V252H105ZM217 249H218V247L215 250H217ZM255 249H257V248H255ZM255 249H254V251H255ZM227 251H229V250H227ZM36 253L33 254L31 259L29 260L30 264H35L34 258H35ZM3 258H1V259H3ZM6 263H8V262H6ZM9 264H11V263H9ZM62 264H79V263H76L70 259H67V260H64V262Z\"/></svg>","mask_w":264,"mask_h":264},{"label":"crops","instance_id":"crops-1","mask_svg":"<svg viewBox=\"0 0 264 264\" xmlns=\"http://www.w3.org/2000/svg\"><path fill=\"white\" fill-rule=\"evenodd\" d=\"M262 50L264 51V47L256 48L243 58L250 56L252 52ZM256 74L257 69L254 66H246L243 70V79L249 77L254 79L257 77ZM236 80L235 75L234 82ZM234 89L236 90L235 86ZM237 93L239 91L236 90ZM237 96L241 103L256 109L260 106L264 110V94L254 103L246 101L240 93ZM243 209L244 193L238 179L223 170L204 168L196 171L183 181L177 195L178 214L191 229L199 233L216 234L230 229L239 220ZM3 216L4 212L0 211V232L13 230L15 228L13 225L1 220ZM50 252L54 250L40 249L34 263L57 264L52 260ZM27 264H30V261Z\"/></svg>","mask_w":264,"mask_h":264},{"label":"built area","instance_id":"built-area-1","mask_svg":"<svg viewBox=\"0 0 264 264\" xmlns=\"http://www.w3.org/2000/svg\"><path fill=\"white\" fill-rule=\"evenodd\" d=\"M116 142H119L120 141V136L119 137H117V139L115 140ZM68 188L69 189H75L76 188V186H75V184L74 183H70L69 185H68Z\"/></svg>","mask_w":264,"mask_h":264}]
</instances>
